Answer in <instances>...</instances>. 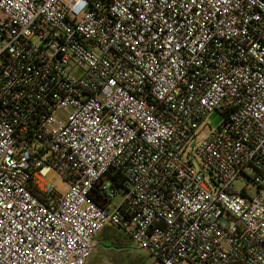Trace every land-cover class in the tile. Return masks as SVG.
<instances>
[{
  "label": "built area",
  "instance_id": "2783aa9c",
  "mask_svg": "<svg viewBox=\"0 0 264 264\" xmlns=\"http://www.w3.org/2000/svg\"><path fill=\"white\" fill-rule=\"evenodd\" d=\"M0 12V264H86L107 227L154 264H264V0Z\"/></svg>",
  "mask_w": 264,
  "mask_h": 264
},
{
  "label": "rangeland",
  "instance_id": "374dc122",
  "mask_svg": "<svg viewBox=\"0 0 264 264\" xmlns=\"http://www.w3.org/2000/svg\"><path fill=\"white\" fill-rule=\"evenodd\" d=\"M1 14V12H0ZM76 76H82L83 71L80 68L74 70ZM223 121V116L218 112L210 113L201 123L198 130V136L202 137L211 129L217 128ZM190 146L193 142L189 143ZM248 175L252 174V169L246 170ZM247 176L242 174L234 184L236 191L241 192L245 188L251 193L254 192L255 186L253 184L247 185ZM47 181L54 184L62 193H66L69 189L67 181L54 170L47 176ZM121 197H118L115 202H119ZM112 238L119 239L121 245H114ZM114 235V236H113ZM103 239V241H102ZM154 258L146 251L136 246L132 240L117 228L107 227L102 231L98 237V245L93 253L88 264H154ZM188 264V263H185Z\"/></svg>",
  "mask_w": 264,
  "mask_h": 264
},
{
  "label": "crops",
  "instance_id": "0c3cea01",
  "mask_svg": "<svg viewBox=\"0 0 264 264\" xmlns=\"http://www.w3.org/2000/svg\"><path fill=\"white\" fill-rule=\"evenodd\" d=\"M101 233H102V232H101ZM101 233H100V234H101ZM100 234H99V235H100ZM113 236H114V235H113ZM98 237H99V236H98ZM113 239L116 240V241H118L119 244L121 243V242L119 241L118 237H117V239H115V238H112V235H111V240H113ZM112 243H113V242H112ZM97 245H98V238H97ZM90 259H91V258H90ZM90 259H89V260H90ZM89 260L87 261L86 264H88ZM97 264H100V263H97Z\"/></svg>",
  "mask_w": 264,
  "mask_h": 264
},
{
  "label": "trees",
  "instance_id": "16d2710c",
  "mask_svg": "<svg viewBox=\"0 0 264 264\" xmlns=\"http://www.w3.org/2000/svg\"><path fill=\"white\" fill-rule=\"evenodd\" d=\"M94 196H95V194H94ZM102 241H103V239H102ZM112 241H113V244H114V245H118V244H119V242L116 241V240H114V239H113ZM119 245H121V243H120Z\"/></svg>",
  "mask_w": 264,
  "mask_h": 264
}]
</instances>
